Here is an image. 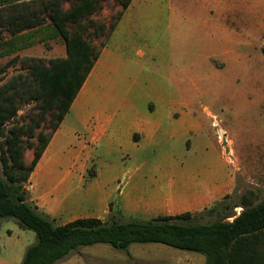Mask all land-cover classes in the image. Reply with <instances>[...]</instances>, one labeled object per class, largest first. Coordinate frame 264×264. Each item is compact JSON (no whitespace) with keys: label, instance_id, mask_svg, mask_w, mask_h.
<instances>
[{"label":"rangeland","instance_id":"rangeland-1","mask_svg":"<svg viewBox=\"0 0 264 264\" xmlns=\"http://www.w3.org/2000/svg\"><path fill=\"white\" fill-rule=\"evenodd\" d=\"M219 1L221 6L215 4ZM119 5L116 0L104 1L102 10L91 20L109 24ZM64 6L70 7L68 3ZM128 19L129 25L122 26L121 37L117 39L116 35L115 42L126 44L137 64L128 66L126 81L118 84L112 100L95 97V108L134 110L140 116L152 114L153 119L172 123L179 130L157 146L148 144L138 150L119 147L118 143H91L93 162L87 181L95 178L97 169L106 171L100 182L104 194L98 193L97 197L113 195L115 213L122 220H150L145 218L149 214L145 209L135 210L131 204L123 212L119 190L130 192L135 201L146 202L154 197L163 200L170 189L169 168L173 167L176 191L192 187L200 179L221 177L226 170L232 177L229 193L194 212L202 213L200 223L216 220L204 210L227 195L237 201L244 196L256 201L257 195L262 200L264 0H137ZM69 28L74 30L75 26ZM95 28L89 25L85 35L100 47L106 37L96 38ZM5 36L8 40L11 37ZM10 47L11 44L2 48L0 67L16 56L48 62L66 55L64 39L50 23L19 36L9 54L6 51ZM22 69L20 62L12 64L0 80ZM33 106L34 103L25 105L18 119L22 116L29 120V113L36 112ZM33 153L32 148H27L28 163ZM154 155H163L165 161L155 163ZM138 166L141 171L131 177V171ZM67 187L78 191L79 179L69 177ZM241 210L237 208L236 213ZM36 243L34 231L21 228L14 219H0V264H22L27 249ZM205 263L206 256L199 253L156 243H135L128 250L107 244L80 247L57 264Z\"/></svg>","mask_w":264,"mask_h":264},{"label":"trees","instance_id":"trees-1","mask_svg":"<svg viewBox=\"0 0 264 264\" xmlns=\"http://www.w3.org/2000/svg\"><path fill=\"white\" fill-rule=\"evenodd\" d=\"M104 1L0 0V55L9 44L12 48L6 52L12 53L16 39L23 33L48 23L66 47L65 56L48 62L16 56L0 67L2 76L12 64L23 65L18 73L0 80V219H14L37 236V243L27 249L22 264H57L80 247L107 244L128 250L135 243H156L199 253L206 256L205 264H264V198L259 200V195L256 201L246 196L240 201L233 195L225 196L204 210L216 217L211 223L198 222L202 213L190 212L150 220H122L111 202L105 219L81 218L57 225L30 200V177L106 45L104 40L97 47L85 32L89 25L94 26L96 38L107 39L132 2L116 0L122 9L109 24H97L91 17L102 10ZM66 3L70 5L67 9ZM71 25L74 30H70ZM30 103H34L32 109L36 112L29 113V120L22 116L18 119L22 108ZM27 148L34 151L30 163L25 158ZM237 208H242L239 214Z\"/></svg>","mask_w":264,"mask_h":264},{"label":"crops","instance_id":"crops-1","mask_svg":"<svg viewBox=\"0 0 264 264\" xmlns=\"http://www.w3.org/2000/svg\"><path fill=\"white\" fill-rule=\"evenodd\" d=\"M136 1L132 0L115 30L105 39L106 45L102 48L97 63L30 177V200L41 214L54 220L57 225L81 218L105 219L109 214V204L115 201V197L107 193L101 198L97 197L98 193L104 194L100 182L106 171L97 169L95 178L89 181L86 179L93 162L89 151L91 143L105 142L112 146L118 143L119 147L138 150L148 144L157 146L169 140V136L173 137L179 130L172 123L164 124L153 119L151 113L140 116L134 110H104L99 106L95 108V97H101L104 101L112 100L118 84L126 81L128 66L137 64L131 58L128 46L115 42L116 35L117 39L121 37L119 31L122 26L129 25V13ZM215 4L221 6L222 2ZM121 9L122 6L119 5V10ZM141 55L144 56L145 53L142 52ZM152 158L155 163L165 161L163 155H154ZM166 162L170 163L169 160ZM154 169L155 173L159 172ZM169 170L170 189L168 195L162 197L163 200L154 197L146 202L135 201L130 192L119 190L121 210L125 212L130 207L127 204H131L135 210L145 209L149 213L145 218L151 219L194 213L229 193L233 186L232 177L226 170L221 177L200 179L192 187L176 191L174 168L170 167ZM137 171L140 172L141 167L132 170L131 177ZM71 176L79 179L78 191L66 188V181Z\"/></svg>","mask_w":264,"mask_h":264},{"label":"water","instance_id":"water-1","mask_svg":"<svg viewBox=\"0 0 264 264\" xmlns=\"http://www.w3.org/2000/svg\"><path fill=\"white\" fill-rule=\"evenodd\" d=\"M223 144L226 146V145H227V140H224V141H223ZM226 152H227V154H229V153H230V149L227 148V149H226Z\"/></svg>","mask_w":264,"mask_h":264},{"label":"bare ground","instance_id":"bare-ground-1","mask_svg":"<svg viewBox=\"0 0 264 264\" xmlns=\"http://www.w3.org/2000/svg\"><path fill=\"white\" fill-rule=\"evenodd\" d=\"M221 134H223V132H221Z\"/></svg>","mask_w":264,"mask_h":264}]
</instances>
